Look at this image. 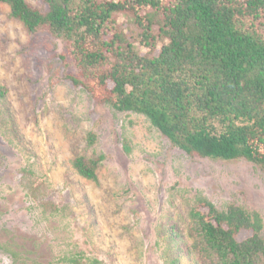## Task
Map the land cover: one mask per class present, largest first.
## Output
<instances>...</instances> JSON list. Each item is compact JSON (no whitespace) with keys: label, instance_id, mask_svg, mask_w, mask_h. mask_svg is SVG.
I'll list each match as a JSON object with an SVG mask.
<instances>
[{"label":"rangeland","instance_id":"obj_1","mask_svg":"<svg viewBox=\"0 0 264 264\" xmlns=\"http://www.w3.org/2000/svg\"><path fill=\"white\" fill-rule=\"evenodd\" d=\"M9 14L0 3V264H13L3 247L16 264H195L183 245L200 199L255 211L264 227L263 171L189 156L144 116L97 104L66 78L77 70L65 43L28 35ZM95 155L104 159L93 183L70 162Z\"/></svg>","mask_w":264,"mask_h":264},{"label":"trees","instance_id":"obj_2","mask_svg":"<svg viewBox=\"0 0 264 264\" xmlns=\"http://www.w3.org/2000/svg\"><path fill=\"white\" fill-rule=\"evenodd\" d=\"M41 1L44 12L24 0L0 3L28 35L65 43L77 70L66 78L97 104L144 116L189 156L243 159L264 172V0ZM86 139L94 146L93 133ZM103 159L79 156L70 165L96 183ZM263 228L255 211L200 199L183 246L195 264H264ZM242 231L251 236L237 241ZM3 248L18 263V254Z\"/></svg>","mask_w":264,"mask_h":264}]
</instances>
